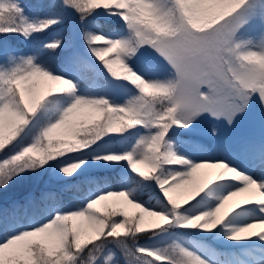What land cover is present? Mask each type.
<instances>
[{
    "label": "snow or ice",
    "instance_id": "1",
    "mask_svg": "<svg viewBox=\"0 0 264 264\" xmlns=\"http://www.w3.org/2000/svg\"><path fill=\"white\" fill-rule=\"evenodd\" d=\"M39 7L46 11L33 16L22 0H0V264H121L109 245L130 264H220L217 243L235 250L224 264H264V231H253L264 228V179L236 163L264 169V0ZM67 17L83 53L71 33L57 34ZM52 34L29 52L9 43ZM86 66L101 91L86 89ZM118 165L127 169L122 189H98L73 206L81 177L96 169L99 184ZM25 177L43 184L6 197ZM42 204L51 208L45 221L21 223ZM155 229L153 241L174 243L133 244ZM180 235L196 237V247L175 242Z\"/></svg>",
    "mask_w": 264,
    "mask_h": 264
},
{
    "label": "trees",
    "instance_id": "2",
    "mask_svg": "<svg viewBox=\"0 0 264 264\" xmlns=\"http://www.w3.org/2000/svg\"><path fill=\"white\" fill-rule=\"evenodd\" d=\"M44 2V0H27L28 3V8L30 11H32L33 16H39L44 14L46 11L45 9H42L39 7V5ZM97 23L100 24L103 28V30L107 34H114L115 32V25L112 22L105 21L103 18H98ZM63 33L65 35L71 33L70 27L68 26V22L66 19V24L63 29L58 30L57 34ZM56 34H52L49 36H40L38 40H36L32 45H29L25 43L22 39L20 38H14V41H9V43H15L18 46V50L21 52H29L35 47L42 46L43 43L51 40L53 36ZM78 45L84 50V46L82 42L78 39ZM45 61L53 68L60 69L62 67V64L59 62V58L57 57H51V56H45L44 57ZM92 71H94V68H91L90 66H86L81 69L79 72V75L82 80H84L86 77H88ZM124 145L122 142H113L112 147L114 150H119L122 148ZM66 158V157H65ZM123 164V162H121ZM97 170L92 169L89 171V173L85 174V176L81 177L80 180L78 181L79 184V191H78V200L74 202L73 206H79V201L83 200L86 198L87 195H89L91 192L97 191L100 186H106L110 188L111 190H120L124 187L123 180L120 176L121 172L126 173L127 169L126 167H122L121 165H118L115 169H105L103 170L106 175L103 177H98L100 183L97 184L93 182V173H95ZM231 184V182H229ZM52 185V181L49 183V186ZM143 199L148 200L149 197L145 196ZM152 204L155 206L156 201L152 200ZM46 207H49L48 204H43ZM103 211V210H102ZM39 213L40 216H43V212L41 211L40 208L34 209V210H29L26 214H23L21 219V222L25 219H31L34 214ZM130 216L136 215L137 210L135 209L133 212H128ZM124 231V230H123ZM122 231V232H123ZM153 231H159L158 229L149 231L146 230L143 233H138L137 234V240L133 242V244H139V243H144V242H155L159 240V242L163 241H168L171 238H156L155 241H153L152 234ZM123 238V237H121ZM133 244H130V246H133ZM152 260H155V257H149ZM158 263H162V261H156Z\"/></svg>",
    "mask_w": 264,
    "mask_h": 264
},
{
    "label": "rangeland",
    "instance_id": "3",
    "mask_svg": "<svg viewBox=\"0 0 264 264\" xmlns=\"http://www.w3.org/2000/svg\"><path fill=\"white\" fill-rule=\"evenodd\" d=\"M23 4L25 5L28 13L30 15H32V11H30V9L28 8V3L27 0H22ZM67 22H68V26L70 27L71 30V34L74 37L75 43H76V47L79 49V51L81 53L84 52V50L78 45V32L75 30V21L72 17H67ZM111 35V34H109ZM258 39V38H257ZM259 42V40H258ZM83 83L86 86V89L89 92L92 93H96L101 91V85H102V80L99 78L98 73L96 72V70L94 69V71H92V73L86 77L83 80ZM127 98H130V96H122L121 99L122 101H126ZM254 113L259 111V106L256 105L254 106ZM206 128H210V125H206ZM223 131V130H222ZM236 163L240 164L242 168H248L249 170H252L255 177L257 178H261L264 179V169L261 168H253L251 169V165L248 161L246 160H238L236 161ZM92 170V169H90ZM47 178V177H46ZM51 182V180L49 181V183ZM37 183L43 184V180L37 182L35 180V177H25V178H21L19 180H17L16 182L13 183V185L11 186V188L9 189L8 193H5V196H9L11 194H14L18 191H20L22 188H24L25 186H35ZM101 188H108L106 186H100L99 189ZM41 209V211L43 212V216H40L39 213L34 214V216L31 219H25L23 220L21 223H23L24 225H29V224H33V223H40L41 221H45L47 219V217L51 214V208L44 206L43 204L39 207ZM103 210V209H102ZM135 209L131 208L130 206L127 208L128 212H133ZM235 222H239V221H235ZM123 230H121L122 232ZM259 231H264L263 229L258 230ZM196 237H188V236H177L175 238V242H182L187 244L190 248H194L196 247V245L193 243L194 240H196ZM158 242V241H157ZM174 243V239L171 238V240L164 242V243H157V244H151V243H140L139 245H148V246H161V247H169ZM218 245L223 246L224 248L220 249L218 247ZM132 247V246H130ZM214 247H216L218 255L216 256V259L220 262V264H224V262L235 259V250L229 249L227 248L223 243H217L216 245H214ZM107 252H111L114 253L115 256L121 261V264H130V262L132 260H134V258H130L124 255L123 251L115 248L112 245H109L108 248L106 249ZM137 255H142L144 256L146 259H150L149 257L146 256V253H137ZM156 264H160L158 262H156ZM162 264H166V261H163Z\"/></svg>",
    "mask_w": 264,
    "mask_h": 264
},
{
    "label": "bare ground",
    "instance_id": "4",
    "mask_svg": "<svg viewBox=\"0 0 264 264\" xmlns=\"http://www.w3.org/2000/svg\"><path fill=\"white\" fill-rule=\"evenodd\" d=\"M263 229L261 227H257L256 229H253L254 232H258V230Z\"/></svg>",
    "mask_w": 264,
    "mask_h": 264
}]
</instances>
